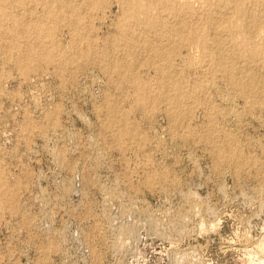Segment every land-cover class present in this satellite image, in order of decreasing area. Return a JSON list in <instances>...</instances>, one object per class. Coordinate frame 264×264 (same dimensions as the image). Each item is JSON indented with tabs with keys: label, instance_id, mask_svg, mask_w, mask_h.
<instances>
[{
	"label": "rangeland",
	"instance_id": "rangeland-1",
	"mask_svg": "<svg viewBox=\"0 0 264 264\" xmlns=\"http://www.w3.org/2000/svg\"><path fill=\"white\" fill-rule=\"evenodd\" d=\"M0 264H264V0H0Z\"/></svg>",
	"mask_w": 264,
	"mask_h": 264
}]
</instances>
